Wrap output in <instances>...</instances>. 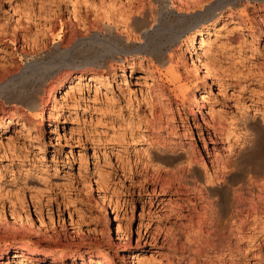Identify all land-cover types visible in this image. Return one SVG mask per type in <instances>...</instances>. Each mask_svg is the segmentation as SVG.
Instances as JSON below:
<instances>
[{
    "label": "rangeland",
    "instance_id": "1",
    "mask_svg": "<svg viewBox=\"0 0 264 264\" xmlns=\"http://www.w3.org/2000/svg\"><path fill=\"white\" fill-rule=\"evenodd\" d=\"M218 1L0 0V80L33 63L47 70L27 83L38 108L25 102L23 82L14 101L0 98V264H264V129L243 128L264 125V1L237 0L193 18ZM142 5L154 18L134 24ZM163 15L179 24L178 38L161 53H136ZM200 31L210 33L201 54H191ZM203 119L222 132L217 161L260 187L242 235L227 230L211 257L194 253L197 217L180 213L188 195L164 193L146 178L155 121L214 173Z\"/></svg>",
    "mask_w": 264,
    "mask_h": 264
},
{
    "label": "bare ground",
    "instance_id": "2",
    "mask_svg": "<svg viewBox=\"0 0 264 264\" xmlns=\"http://www.w3.org/2000/svg\"><path fill=\"white\" fill-rule=\"evenodd\" d=\"M236 2L237 0H220L206 7L204 11H201L194 15L193 18L204 20L209 17L211 18L219 10L222 11L225 6H230L231 9L232 6H235ZM143 6L145 5H142V7H140L141 9L136 11L137 14H139L138 16L140 17L136 16L133 18L134 24L146 25L148 24L149 19H151L150 17L154 18V10L152 8ZM179 7L190 8V5L181 4L179 5ZM243 12H245V9H243ZM164 17L165 15L162 16L161 21L154 28L151 27L150 29H147L145 31L146 42L145 44L139 45L135 49L136 53L148 54V52L150 51L162 52L163 46H166L170 41L176 40L178 38L179 29L177 30V27L179 26V24H177L174 20L164 21ZM185 21H187V18L181 19L178 23H184ZM236 28L239 32H245L249 30V28L243 24L236 25ZM206 33L208 34L210 33V31H200L192 36V44L194 45V47L190 50L191 54H201L202 46L205 45L204 41ZM98 41L100 44L108 45L110 50L113 49L116 52H124L123 48L113 43L114 41L111 42V40L101 37H98ZM196 66L200 69L198 64H196L195 67ZM46 71L47 70L40 63H33L29 64L27 66V69H25L21 73L6 74L0 80V98H5L9 102L14 101V91L17 89L20 82H23V91L24 93H26L28 86L27 83H30V80L32 78L31 75H34V73H41L42 77H44ZM171 71L174 72L173 69ZM80 77L86 78V73H82ZM203 77L206 78L207 75L203 74ZM94 86L95 93L98 94L99 92L103 91V88L100 84H95ZM66 87H68V82L65 81L62 85V89L66 90ZM26 94L27 97L25 96V102L27 103L28 107L30 106V108H36L38 106V96L32 92ZM187 99L190 98H188L187 95H184L183 101L185 102L187 101ZM195 100H197L198 103L200 102V99L197 97L195 98ZM186 114V118L188 119V113ZM166 119L168 121L170 120L168 116L166 117ZM204 123L205 126L212 131H208V139L213 143V148H211L213 151H208L207 149L206 153L212 155L213 158L211 159H213V162L216 163L214 173H210V171H208L204 157L198 154L195 149H191L190 144H188L190 146L185 149L184 146L172 143L167 140L165 138V134H168V129L170 127H164L161 123L157 124V121H155L152 122L151 128L157 131L156 133L158 134L155 139L156 148L151 151L150 155V167L152 168V173H149L150 177H148L149 174H147L146 178H148L147 184L153 186L155 185L156 187L160 186L161 191H163L164 193L177 194L179 196L188 195L187 198L183 199L188 208L187 210H185L184 207H181L180 213L188 211L185 215L189 216L192 222H196L195 218L197 217L198 249L194 253L195 255L206 254V256L209 255L208 257H211L212 255H210V252L212 248H215L216 246H219L221 248L224 247L223 242L224 239H226V234L229 233L231 235H242L246 225L244 211L247 205H252L255 202L254 199L257 196L253 195L256 194L253 193V191L259 186L256 187V181H254L252 177L247 181L243 179L244 182L240 183L239 174L236 172V170H234V168L231 167V165L227 166V164H221L217 161L216 150H218L219 148V146L217 145L223 139L222 132L216 129L215 124H212L206 120H204ZM258 126L261 129H264V125L261 121H258L253 125L245 123L243 128L258 130ZM23 127H26V125L23 124ZM176 128L177 127L173 126L171 128V131L174 132ZM246 132H248V130H246ZM189 133L190 132H188L187 130L184 131V134ZM181 148L183 150H180ZM261 148L262 147H260L259 151H261ZM246 149H248V147ZM253 158H255V154L252 155V159ZM248 159L250 160L251 158L249 157ZM259 162L261 163L262 160ZM200 164H202L203 167ZM204 227H208V229L204 231ZM226 231L228 233H226ZM217 238H221L222 240L218 239L221 242H216ZM258 256L262 255L258 254L257 257ZM259 260H261V258H259ZM259 260L258 262H260ZM261 261L264 262L263 260ZM208 264H213V261L211 260ZM259 264L262 263L260 262Z\"/></svg>",
    "mask_w": 264,
    "mask_h": 264
}]
</instances>
